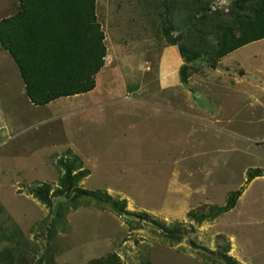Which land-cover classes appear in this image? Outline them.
I'll return each mask as SVG.
<instances>
[{
	"label": "rangeland",
	"instance_id": "rangeland-1",
	"mask_svg": "<svg viewBox=\"0 0 264 264\" xmlns=\"http://www.w3.org/2000/svg\"><path fill=\"white\" fill-rule=\"evenodd\" d=\"M17 10V0H0V18ZM94 11L105 46L94 91L109 81L104 99L115 101L90 117L49 120L58 106L88 96L32 105L0 48V170L21 167L0 175V264H211L224 246L239 264H264V177L245 181L247 171L264 172V139L249 140L264 133V94L260 76L242 72V65L264 68V57L241 65L240 56H215L220 28H236L241 12L251 18L254 3L95 0ZM254 50L262 56L264 41L238 52L248 58ZM67 142L91 166L82 161L90 176L75 186L104 189L124 201V212L56 189L77 155ZM47 148L56 151L40 158ZM39 182L51 185L42 198L31 192ZM240 187L228 211L188 215L210 214ZM75 202L84 212L67 223ZM111 252L117 260L104 258Z\"/></svg>",
	"mask_w": 264,
	"mask_h": 264
},
{
	"label": "trees",
	"instance_id": "trees-1",
	"mask_svg": "<svg viewBox=\"0 0 264 264\" xmlns=\"http://www.w3.org/2000/svg\"><path fill=\"white\" fill-rule=\"evenodd\" d=\"M251 1L256 7L251 18L241 12L235 18L236 28L231 26L220 28L215 56L221 57L246 43L264 38V0ZM17 2L18 10L13 15L0 18V47L15 63L28 102L32 105H43L60 96L92 89L94 75L103 64L105 55L103 33L94 11L95 0H17ZM66 153H70L69 149L65 150ZM70 156L71 161L66 162L68 167L65 169V176L59 173L63 165L61 159L57 157L53 162L59 173L55 183L56 189L61 187V191L90 198L98 207L106 205L117 214L124 212V201L115 200L104 189L75 186L87 175L88 170L83 168L82 160L77 155ZM72 170L75 172L70 175ZM261 174L259 169L247 171L245 181ZM38 184L41 188L31 192L42 198L51 185L48 182ZM241 191V187L228 191L224 203L212 205L210 214L190 210L188 215L202 220L224 213L234 206ZM81 204L75 202L72 207L76 208ZM227 250L228 246L222 247L220 261L211 260V264H239L227 254ZM104 258L117 260L113 252L106 254Z\"/></svg>",
	"mask_w": 264,
	"mask_h": 264
},
{
	"label": "crops",
	"instance_id": "crops-1",
	"mask_svg": "<svg viewBox=\"0 0 264 264\" xmlns=\"http://www.w3.org/2000/svg\"><path fill=\"white\" fill-rule=\"evenodd\" d=\"M262 42L264 41V38H261V39H258V40H255V41H251L249 43H246L226 54H224L223 56H221V58L225 59L226 57L230 58L231 60H236V57L237 56H240L239 58V63L241 64V61H245V59H250V60H256V59H263L264 57V54L262 56H260L259 58H257V50H254L252 51L250 54V57L248 58H242L243 56H245L244 53H240L238 52V50L244 48L247 44H251V43H258V42ZM1 48V47H0ZM2 49V48H1ZM5 51V50H4ZM6 52V51H5ZM172 54H175V52L173 51ZM133 62H135V60H133ZM104 64V63H103ZM103 64L99 67V69L97 70V72L95 73L94 75V79L96 77V74L100 71H102V68H103ZM242 65V64H241ZM242 72L243 73H256L254 74L255 76H260V81L259 82H256L258 84L259 87L257 88H260V90H258L259 92L258 93H262L264 94V68L261 67L260 65H255L254 67H245L242 65ZM104 74V73H103ZM102 74V75H103ZM101 75V76H102ZM112 85L111 83L108 81L107 83H105V86H103V89L101 92L97 93L94 91L95 87L93 86L92 89L86 91V92H82V93H76V94H73V95H68V96H60L58 98H55L53 100H50L49 102L43 104V105H40V106H47V104H51L54 100H58L59 98H66V97H70V96H73L72 98H77V97H80V96H84V95H87L88 96V100H78V101H75V100H72L71 102L72 105L70 106L69 104H64V106L62 107H59L58 106V112L54 115H52L51 117H48L50 118L49 120H52V119H56V118H60V117H63V116H66L67 113H71V112H78L77 114H79V118H86V117H90L91 116V113L90 112H93V113H96V112H99L101 109H102V105L103 104H109L110 102L112 101H115V100H108L107 99V96L109 95L110 93V89L112 90ZM108 94V95H107ZM106 96V98L104 99V96ZM25 96V95H24ZM26 98V97H25ZM117 100H120V98L116 97ZM27 100V98H26ZM61 101V100H60ZM84 101V102H83ZM252 101L253 102H256V97L253 96L252 97ZM75 102H78V103H75ZM38 106V105H36ZM157 106H154L156 109H157ZM74 108V110H72ZM168 108V107H167ZM95 109V110H94ZM102 111V110H101ZM73 116H76V115H73ZM48 118L46 119H41L42 122H44V120H47ZM31 126V125H29ZM1 127V126H0ZM253 139H256V140H263L264 139V133H262L261 135L257 136V137H254V138H249V140H253ZM251 142V141H250ZM255 142V141H254ZM68 144V147L74 152L76 153L80 159L83 161L84 165L87 167H89V169H91V166L89 164V161H87V158H84L80 153L81 151H79L75 145H73V143L71 142H67ZM56 150H53V149H45L41 155L40 158L42 159H45L44 157H42L44 154L46 153H51V152H54ZM42 164V162H41ZM257 165V164H256ZM258 167V166H257ZM9 170H21V167L17 166V167H8V166H4L1 170H0V175L1 174H4L5 172L9 171ZM17 172V171H16ZM18 173V172H17ZM87 176H90V172H89V175L87 174ZM260 176H263L264 177V172L261 174V175H258V176H253L250 180H248L249 182H251L252 180L260 177ZM247 181V182H248ZM242 193V191H241ZM240 193V194H241ZM240 196V195H239ZM84 208H80L79 207H76L74 209H70L69 211H67V215H66V219H67V223L68 222H71V219H72V216L75 215L77 216L78 214L84 212L83 211Z\"/></svg>",
	"mask_w": 264,
	"mask_h": 264
},
{
	"label": "water",
	"instance_id": "water-1",
	"mask_svg": "<svg viewBox=\"0 0 264 264\" xmlns=\"http://www.w3.org/2000/svg\"><path fill=\"white\" fill-rule=\"evenodd\" d=\"M57 205H58L57 202H55V204L53 205V208H52V211H51V215H52V216L55 214V211H56V209H57Z\"/></svg>",
	"mask_w": 264,
	"mask_h": 264
}]
</instances>
